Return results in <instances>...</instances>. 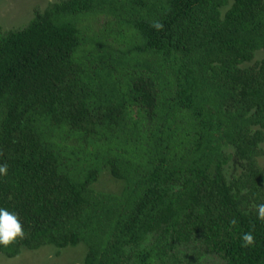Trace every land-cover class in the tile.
<instances>
[{
    "label": "trees",
    "instance_id": "obj_1",
    "mask_svg": "<svg viewBox=\"0 0 264 264\" xmlns=\"http://www.w3.org/2000/svg\"><path fill=\"white\" fill-rule=\"evenodd\" d=\"M259 157L264 0H59L0 26V207L24 230L0 255L264 264Z\"/></svg>",
    "mask_w": 264,
    "mask_h": 264
},
{
    "label": "rangeland",
    "instance_id": "obj_2",
    "mask_svg": "<svg viewBox=\"0 0 264 264\" xmlns=\"http://www.w3.org/2000/svg\"><path fill=\"white\" fill-rule=\"evenodd\" d=\"M56 1L59 0H0V26L3 30L22 29L34 18L36 8L44 10L50 3ZM98 19L99 21L96 19V23L93 25L96 29L104 21L103 18ZM262 57L263 55L259 54L255 61ZM226 151L230 152L232 149L227 148ZM258 162L264 170V157H259ZM231 164L225 166V171L229 174L233 171ZM93 187L99 192L120 193L123 183L113 178L106 171L100 176ZM86 253L87 246L84 243H80L77 246H69L65 249L47 245L38 250H23L14 258L0 255V264H84ZM181 256L182 259L187 258L188 260L195 258L192 251H187L186 255L181 254ZM185 263L188 264L189 262ZM194 264H220V261L214 255H205Z\"/></svg>",
    "mask_w": 264,
    "mask_h": 264
},
{
    "label": "clouds",
    "instance_id": "obj_3",
    "mask_svg": "<svg viewBox=\"0 0 264 264\" xmlns=\"http://www.w3.org/2000/svg\"><path fill=\"white\" fill-rule=\"evenodd\" d=\"M156 29H162L163 24L160 21H154L153 25ZM7 173V166L0 165V174ZM257 215L264 220V203L258 204ZM231 223H235L232 221ZM24 236V230L17 213L9 211L5 207H0V246H10L18 238ZM254 243V237L251 232L241 234V246L247 247Z\"/></svg>",
    "mask_w": 264,
    "mask_h": 264
}]
</instances>
